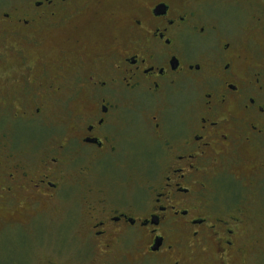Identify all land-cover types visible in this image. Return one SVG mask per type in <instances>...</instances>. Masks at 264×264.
I'll return each mask as SVG.
<instances>
[{
    "label": "flooded vegetation",
    "instance_id": "af4514ba",
    "mask_svg": "<svg viewBox=\"0 0 264 264\" xmlns=\"http://www.w3.org/2000/svg\"><path fill=\"white\" fill-rule=\"evenodd\" d=\"M59 35L65 61L36 66L5 45L17 60L0 79V202L84 187L87 236L105 250L142 237L144 258L171 264L262 246L264 0H0V41ZM57 105L66 119L35 156Z\"/></svg>",
    "mask_w": 264,
    "mask_h": 264
},
{
    "label": "rangeland",
    "instance_id": "374dc122",
    "mask_svg": "<svg viewBox=\"0 0 264 264\" xmlns=\"http://www.w3.org/2000/svg\"><path fill=\"white\" fill-rule=\"evenodd\" d=\"M9 43H14L16 48L22 49L23 55L36 66L38 59L65 61L58 53L59 47H67L61 35L55 37L53 41L47 39L34 45L7 39L5 42L0 41V53L4 55L0 58V79L7 76L2 70L3 60L12 62L17 60L15 53L9 49L10 46H5ZM9 74L13 76L12 73ZM66 96V93L62 95V97ZM81 96L82 93L78 97ZM77 99L71 102V109L80 108ZM19 108L15 106L14 109L6 110L5 114H13ZM2 112L0 104V114ZM66 112L63 105L47 110L45 121H41L43 126L39 127L43 129L38 140L42 143L39 148L30 151L33 155H41L48 145L55 142L54 130L50 125H57L61 119L65 120ZM7 126L9 123L0 124V155L4 143L2 132ZM24 131L30 136L33 129L25 127ZM27 143L29 141L23 140L19 145L28 148L30 145ZM251 201V208L255 210L257 205L253 204L256 201L253 194ZM86 202L87 190L81 186L76 187L72 198L66 202L42 201L37 206L16 204L11 207L0 202V264H171L160 259L144 258L141 250L144 247L142 237L117 236L109 250L103 249L95 240L87 236ZM261 202L264 206V190ZM253 214L255 213L252 212ZM255 222L261 233L262 246L255 249L248 245L241 253L227 258L225 264H264V207L261 217L256 218ZM251 231L254 232L255 227ZM185 254L187 255L185 264H220L212 250L207 253L186 252Z\"/></svg>",
    "mask_w": 264,
    "mask_h": 264
}]
</instances>
